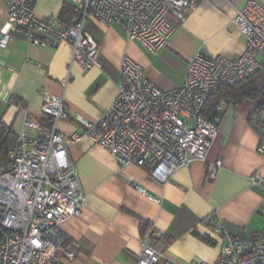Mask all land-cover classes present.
Here are the masks:
<instances>
[{"label": "crops", "instance_id": "0c3cea01", "mask_svg": "<svg viewBox=\"0 0 264 264\" xmlns=\"http://www.w3.org/2000/svg\"><path fill=\"white\" fill-rule=\"evenodd\" d=\"M245 1L202 0L184 22L172 19L175 33L156 55L128 39L117 25L88 17L84 28L99 45L100 68L87 71L71 62L68 42L41 49L13 30L8 46L0 48V120L17 137L25 119L51 126L52 120L40 113L42 94L48 92L63 97L69 117L58 120L56 129L68 137L78 131L74 115L95 121L110 108L124 56L159 89L178 88L198 51L225 58L243 53L244 39L232 20ZM256 1L264 6V0ZM63 8L70 11L64 0H38L35 14L60 17ZM7 12L5 0H0V31ZM263 102L247 99L234 104L223 98L219 103L218 132L206 156L207 162L221 161L213 181L200 161L176 169L160 183L147 168L119 164L88 138L69 142L67 156L77 168L88 204L79 216L63 221L68 238L53 253L56 264H135L139 241L150 223L165 231L167 255L183 264H210L225 243L220 230L239 238L264 233V157L257 152L260 132L249 120Z\"/></svg>", "mask_w": 264, "mask_h": 264}, {"label": "built area", "instance_id": "2783aa9c", "mask_svg": "<svg viewBox=\"0 0 264 264\" xmlns=\"http://www.w3.org/2000/svg\"><path fill=\"white\" fill-rule=\"evenodd\" d=\"M37 1L5 0L8 12L0 31V48L8 46L13 30L41 49L68 42L71 62L87 71L100 68L99 45L84 28L88 17L117 25L128 39L156 55L175 33L172 19L184 22L202 0H64L72 13L70 20L37 16ZM232 25L244 39L243 53L225 58L198 51L188 62L182 86L169 91L155 86L124 56L110 108L95 121L74 115L78 131L68 137L56 129L58 120L69 117L63 97L42 94L40 113L52 120L51 126L25 119L14 146L0 157V264H56L53 253L68 238L63 221L79 216L88 204L77 168L67 156L69 142L88 138L119 164L147 168L160 183L195 161L204 163L209 181L215 180L221 161L207 162L206 156L221 117L217 111L207 120L201 112L220 86L247 80L263 68L264 6L246 0L236 10ZM249 120L260 132L257 152L264 157V108L254 110ZM252 181L260 183L257 178ZM220 233L225 243L210 264H264V233L246 238ZM164 238L165 231L150 223L139 241L135 264H183L167 255ZM66 256L72 259L71 254Z\"/></svg>", "mask_w": 264, "mask_h": 264}, {"label": "trees", "instance_id": "16d2710c", "mask_svg": "<svg viewBox=\"0 0 264 264\" xmlns=\"http://www.w3.org/2000/svg\"><path fill=\"white\" fill-rule=\"evenodd\" d=\"M62 19L70 20L72 13L63 8ZM264 97V69H260L256 74L247 80L241 81L234 85L220 86L215 93L209 95L202 109L201 115L203 118L210 120L217 113L219 103L223 98H228L234 104H239L244 100H257ZM264 108V103L255 109L259 111ZM17 136L9 126L0 120V157L14 146ZM146 224L143 225V230Z\"/></svg>", "mask_w": 264, "mask_h": 264}, {"label": "rangeland", "instance_id": "374dc122", "mask_svg": "<svg viewBox=\"0 0 264 264\" xmlns=\"http://www.w3.org/2000/svg\"><path fill=\"white\" fill-rule=\"evenodd\" d=\"M262 69H264V66H263V68H262ZM262 99H264V97H263Z\"/></svg>", "mask_w": 264, "mask_h": 264}]
</instances>
